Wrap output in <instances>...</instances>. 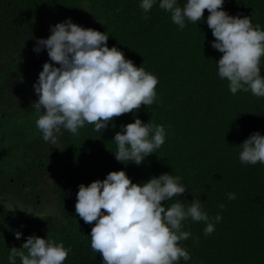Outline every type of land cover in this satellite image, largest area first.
<instances>
[{
	"label": "trees",
	"instance_id": "obj_1",
	"mask_svg": "<svg viewBox=\"0 0 264 264\" xmlns=\"http://www.w3.org/2000/svg\"><path fill=\"white\" fill-rule=\"evenodd\" d=\"M177 2L183 6L186 0ZM140 3L0 0V264H8L10 248L21 247L28 236L48 233L71 249L64 264H103L91 249L94 224L76 214L77 193L82 183L121 169L140 184L164 173L179 176L188 187L178 197L186 207L195 195L210 217L222 215L208 236L204 222H182L192 235L180 244L191 259L178 264H264V164L239 160V145L254 132L264 135V97L232 94L229 82L218 76L216 61L223 54L212 47L207 10L202 21L186 19L181 30L159 0L148 13ZM223 8L229 15L250 16L264 29V0H225ZM62 16L74 23L83 16L90 22L85 28L107 32L108 46L154 74L158 85L151 107L114 118L100 132L90 124L75 136L61 129L54 145L43 140L32 109L38 100L33 86L49 56L46 48L33 49ZM136 118L163 125L165 143L141 164H125L115 158L113 138ZM48 187L55 198L51 209L41 201ZM228 193L236 198L229 200Z\"/></svg>",
	"mask_w": 264,
	"mask_h": 264
},
{
	"label": "clouds",
	"instance_id": "obj_2",
	"mask_svg": "<svg viewBox=\"0 0 264 264\" xmlns=\"http://www.w3.org/2000/svg\"><path fill=\"white\" fill-rule=\"evenodd\" d=\"M156 3L157 0H141L139 7L148 13ZM224 3L225 0H186L179 6L177 0H159V8L170 13L172 22L181 30L186 19L192 23L202 21L207 10V25L215 37L212 47L223 54L216 61L218 76L229 82L232 94L242 90L264 97V29L259 24L254 26L250 16L229 15ZM50 31L49 37L37 39L33 49L39 53L46 48L49 56L33 86L38 100L32 102L38 116L36 128L45 142L55 145L61 129L79 135L86 124L100 132L114 118L155 103L158 78L142 66L137 67L119 48L109 47L107 32L85 28L71 18L55 24ZM165 137L163 125L136 118L116 132L115 158L139 165L157 153ZM239 146L242 164H264V135L260 132H254ZM187 190L179 176L164 173L140 184L133 183L121 169L111 171L103 180L82 183L75 210L85 223L94 224L91 249L102 256L103 264H178L181 258L191 259L180 244L192 235L183 230L182 222L188 218L204 222V234L208 236L223 218L219 213L210 217L195 195L186 207L178 197ZM227 197L236 198L234 193ZM171 200L176 202L170 206L163 203ZM219 207L224 209L226 205ZM21 235L16 231L15 238ZM70 251L49 233L47 238L30 235L21 247L10 248L8 264H17V259L20 264H64Z\"/></svg>",
	"mask_w": 264,
	"mask_h": 264
},
{
	"label": "rangeland",
	"instance_id": "obj_3",
	"mask_svg": "<svg viewBox=\"0 0 264 264\" xmlns=\"http://www.w3.org/2000/svg\"><path fill=\"white\" fill-rule=\"evenodd\" d=\"M64 21H66V16H65V17L62 16V17H59V18H58V23H60V22H64ZM76 23L80 24V25L83 26V27H87L88 24H89L90 22L87 21L86 18L82 16V17L79 19V21L76 22ZM41 201H42V204L45 203V204L49 205V208L51 209V207H52V205H53V202L55 201V198H54V196L52 195V193L50 192L49 187L47 188V192H46V194L43 195V196H41ZM41 207H42V206H41Z\"/></svg>",
	"mask_w": 264,
	"mask_h": 264
}]
</instances>
